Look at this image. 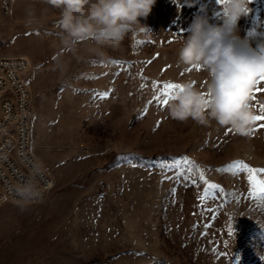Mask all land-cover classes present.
<instances>
[{"label":"rangeland","instance_id":"rangeland-1","mask_svg":"<svg viewBox=\"0 0 264 264\" xmlns=\"http://www.w3.org/2000/svg\"><path fill=\"white\" fill-rule=\"evenodd\" d=\"M250 2L241 37L264 32V0ZM219 4L156 0L141 21L151 33L103 46L104 59L90 41L67 50L53 10L26 27L41 0H0V57L29 61L32 153L54 181L23 210L0 202V264H264V191L243 167L264 169V120L243 137L175 121L162 103L168 83L206 88L177 51L194 16L222 23Z\"/></svg>","mask_w":264,"mask_h":264},{"label":"clouds","instance_id":"clouds-1","mask_svg":"<svg viewBox=\"0 0 264 264\" xmlns=\"http://www.w3.org/2000/svg\"><path fill=\"white\" fill-rule=\"evenodd\" d=\"M45 7L26 10L25 26L45 19L48 12L58 13L57 26L62 44L70 51L81 42H92L93 50L107 59L103 46L113 49L132 33H151L142 20L152 12L156 0H41ZM250 0H223L222 23L213 24L208 16H194L188 35L180 41L177 66L199 68L206 73V88L194 80L183 81L167 105L168 116L179 122L192 120L201 126L213 121L243 137L251 135L256 112L251 106L256 81L264 77V32L251 28L240 35L239 21L252 13ZM204 12V9H201ZM46 172L42 163L33 165L32 178L13 191L22 206L43 200L35 182Z\"/></svg>","mask_w":264,"mask_h":264},{"label":"built area","instance_id":"built-area-1","mask_svg":"<svg viewBox=\"0 0 264 264\" xmlns=\"http://www.w3.org/2000/svg\"><path fill=\"white\" fill-rule=\"evenodd\" d=\"M29 67L25 57H0V202H18L13 189L32 178L33 165L39 162L32 153ZM35 182L45 200L54 184L52 177L45 172Z\"/></svg>","mask_w":264,"mask_h":264},{"label":"snow or ice","instance_id":"snow-or-ice-1","mask_svg":"<svg viewBox=\"0 0 264 264\" xmlns=\"http://www.w3.org/2000/svg\"><path fill=\"white\" fill-rule=\"evenodd\" d=\"M220 3H223V0H219ZM118 63V62H116ZM197 71H199L200 69L197 67L195 68ZM192 69H188V71H191ZM264 81V77H261L259 80L256 81V85H258L260 82ZM181 88V85L180 84H173V83H168L164 86V93H165V96L173 99L174 98V94L176 93V91L178 89ZM261 91H264V88H259V87H256L255 90L253 91L252 93V100H255L256 99V96H255V92H261ZM107 95V93H105V96ZM168 99H163L162 100V103L164 105H167L168 104ZM252 107H258L259 109V113L258 115L255 116V123L257 121H260V120H264V104H259V105H251ZM260 127H264V125H259ZM256 129L255 128H252L251 129V133H253ZM229 131H231V129H229ZM186 162H190L188 161V158L187 157H184L183 158ZM190 163H194V162H190ZM238 163H242V162H238ZM244 169L249 173L248 175V181L250 183V185H253V186H256V185H259L260 186V189L261 191H264V179L262 178H259L257 176V172H264V169H253L251 167H249L248 165H243ZM201 179L203 180L204 177L203 175H201ZM211 187H217L216 185H210ZM229 234H231V229L229 230Z\"/></svg>","mask_w":264,"mask_h":264},{"label":"bare ground","instance_id":"bare-ground-1","mask_svg":"<svg viewBox=\"0 0 264 264\" xmlns=\"http://www.w3.org/2000/svg\"><path fill=\"white\" fill-rule=\"evenodd\" d=\"M12 57V56H11Z\"/></svg>","mask_w":264,"mask_h":264}]
</instances>
